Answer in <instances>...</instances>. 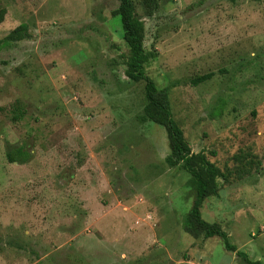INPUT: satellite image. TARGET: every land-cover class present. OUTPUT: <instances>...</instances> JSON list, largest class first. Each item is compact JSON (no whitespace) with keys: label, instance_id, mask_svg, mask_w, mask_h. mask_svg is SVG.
Listing matches in <instances>:
<instances>
[{"label":"rangeland","instance_id":"1","mask_svg":"<svg viewBox=\"0 0 264 264\" xmlns=\"http://www.w3.org/2000/svg\"><path fill=\"white\" fill-rule=\"evenodd\" d=\"M134 4L147 73L225 174L202 217L264 264V0ZM118 5L0 0V38L27 26L0 50V264H246L184 227L195 183L166 162V128L141 121Z\"/></svg>","mask_w":264,"mask_h":264},{"label":"trees","instance_id":"2","mask_svg":"<svg viewBox=\"0 0 264 264\" xmlns=\"http://www.w3.org/2000/svg\"><path fill=\"white\" fill-rule=\"evenodd\" d=\"M118 8L114 11L121 17L123 38L129 52L126 56V74L133 81L145 82L147 103L141 121H152L163 125L168 133L171 153L166 157L170 166L181 165L191 175L195 183L196 198L188 216L184 221L186 231L195 237L204 235L222 237L227 250L237 252L246 264H263L260 260L252 259L248 253L239 250L230 242L229 234L217 222H209L202 217L201 207L205 199L218 193L219 178L225 176L222 169L211 161L204 152H194L184 135L183 129L176 122L166 89H159L153 78L147 73V65L156 57V53L145 45V23L138 17L134 0H118ZM5 9L0 10V23L4 20ZM27 34L26 24L14 28L4 38H0V50L12 41L24 38ZM211 73L199 78L205 80ZM198 81H195V83ZM23 148L9 150L7 157L11 162L19 161L16 154H23Z\"/></svg>","mask_w":264,"mask_h":264}]
</instances>
